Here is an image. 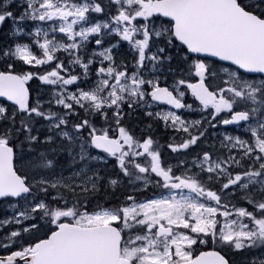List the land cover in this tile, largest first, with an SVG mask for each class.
Segmentation results:
<instances>
[{
  "label": "snow or ice",
  "instance_id": "6c2138e0",
  "mask_svg": "<svg viewBox=\"0 0 264 264\" xmlns=\"http://www.w3.org/2000/svg\"><path fill=\"white\" fill-rule=\"evenodd\" d=\"M0 264H264V0H0Z\"/></svg>",
  "mask_w": 264,
  "mask_h": 264
}]
</instances>
